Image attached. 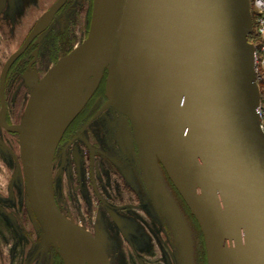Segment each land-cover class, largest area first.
<instances>
[{
    "label": "water",
    "instance_id": "1",
    "mask_svg": "<svg viewBox=\"0 0 264 264\" xmlns=\"http://www.w3.org/2000/svg\"><path fill=\"white\" fill-rule=\"evenodd\" d=\"M250 31L249 0H93L84 41L34 84L20 122L7 127L18 134L28 205L49 243L64 238L78 264H110L99 241L59 211L51 188L55 146L77 112L54 145L46 122L62 86L101 64L179 264H193L192 241L160 166L197 222L207 264H264V135Z\"/></svg>",
    "mask_w": 264,
    "mask_h": 264
},
{
    "label": "flooded vegetation",
    "instance_id": "2",
    "mask_svg": "<svg viewBox=\"0 0 264 264\" xmlns=\"http://www.w3.org/2000/svg\"><path fill=\"white\" fill-rule=\"evenodd\" d=\"M44 4L46 6L39 10V6ZM56 4V9L50 12ZM92 6L93 0H13V4L10 0H0V149L8 156L10 169L15 167L20 172L25 195L18 134L7 127L20 122L34 84L60 58L84 41ZM70 9L83 15V20L78 18L76 21L78 26L83 23L85 35L82 40L76 38V30L72 28L74 23L70 24L64 18V13ZM38 23H41V28L35 30ZM104 82L105 78H101L100 87L68 124L57 143L50 172L53 196L59 211L92 236L95 237V234L86 224L91 221L97 226L102 223V218L109 222L112 229L120 231V236L126 241L123 254L127 264H139L140 261H144L141 264H147V261L151 264L155 252L151 250L149 255L144 254L138 250L136 242L126 238L128 219H139L144 215V201H148L151 195L148 196L149 189L135 137L132 142L123 144V136L117 131L119 118L116 116L127 118V121L130 119L111 104L107 107ZM3 164L0 161V169ZM160 170L171 196L172 193L176 195L182 207H186L162 166ZM153 206L151 210L157 231L164 234L162 245L157 244L160 252L155 258L157 262L170 258L169 261L176 264L178 257L170 228L154 202ZM66 207L85 213V222L67 216ZM28 209L29 216L35 219V229L42 230L30 207ZM55 250L59 255L56 247ZM107 257L112 264L108 254Z\"/></svg>",
    "mask_w": 264,
    "mask_h": 264
},
{
    "label": "rangeland",
    "instance_id": "3",
    "mask_svg": "<svg viewBox=\"0 0 264 264\" xmlns=\"http://www.w3.org/2000/svg\"><path fill=\"white\" fill-rule=\"evenodd\" d=\"M11 3L13 4V0H10V4ZM45 6V4L39 6V10H42ZM64 18L66 20L68 19L70 24L74 23L72 28L76 30V38L82 40L85 35L83 32V23L78 26L76 21L78 18L83 20V15H78L74 9H70L64 13ZM106 76L107 68L104 70L103 75L100 76L97 88L100 87L101 78H105L104 83L106 85ZM107 103V107H110L109 101H107ZM116 118H119L118 124L116 123V125L118 133H121L123 136V139H121L122 143L124 144L127 141L132 142L134 136V132L132 131L133 127L131 128V124H127V122L130 121H127V118L125 119L121 116H116ZM93 129L96 132L98 131L95 128ZM7 158L8 156L6 153L0 149V161L4 163L2 165L4 167L0 169V264H55L57 262L56 257L59 258V255L55 250V246L47 241L42 230H37L38 232L29 235L26 233V231L32 230L35 219L32 216L30 218L28 216L29 207L20 172H18V169L15 167L13 169L12 163H10L12 167L10 169ZM170 191L171 193L173 192L171 188ZM148 196H150L149 192ZM172 198L188 227L192 241L193 264H207L204 243L197 222L185 203L186 207H182L181 202L173 193ZM152 206L153 202L150 196L148 201L147 199L144 201V215H142V217L140 216L139 219H128L127 224L129 226V232H127L126 238L136 242L138 250L144 254L149 255L151 250L155 252L153 256L154 260L151 261V264H173L172 261H169L170 258L166 260L162 259L160 262H157L156 258H158L160 252V248L158 249L159 246L157 244L159 243V245H162L161 240L164 238V234L163 232L158 233L157 231V223L155 222L154 214L151 210ZM25 208L28 209V212L24 214ZM183 208H186V210ZM64 211L71 219L85 222V213L74 212L68 207H66ZM101 222L102 223L97 226H94L91 221H88L86 227L91 229L95 234V238L100 242L102 247L105 248L112 264H127L128 262L123 254V244L126 241L125 238L123 239L120 236L122 233L118 230H114V228L112 229L109 222L105 221L103 218ZM141 262L142 261H140L139 264H141ZM177 262L178 260L176 259V264ZM142 263H144V261ZM149 263L150 262L147 261V264Z\"/></svg>",
    "mask_w": 264,
    "mask_h": 264
},
{
    "label": "bare ground",
    "instance_id": "4",
    "mask_svg": "<svg viewBox=\"0 0 264 264\" xmlns=\"http://www.w3.org/2000/svg\"><path fill=\"white\" fill-rule=\"evenodd\" d=\"M105 67L106 66L103 67V65L100 64L86 72L76 75L56 93L54 102L48 107L46 113V122L51 135L52 145H54L58 135L68 119L72 116L73 112L76 110V114H78L92 93L97 89L99 78L103 75V72L106 69ZM54 240L55 247L60 255L61 264H78L76 256L69 243L64 238L57 235L54 236ZM102 248L106 252L105 248ZM86 264H89L88 260H86Z\"/></svg>",
    "mask_w": 264,
    "mask_h": 264
},
{
    "label": "built area",
    "instance_id": "5",
    "mask_svg": "<svg viewBox=\"0 0 264 264\" xmlns=\"http://www.w3.org/2000/svg\"><path fill=\"white\" fill-rule=\"evenodd\" d=\"M251 15L252 65L257 93L256 112L264 135V0H249Z\"/></svg>",
    "mask_w": 264,
    "mask_h": 264
},
{
    "label": "trees",
    "instance_id": "6",
    "mask_svg": "<svg viewBox=\"0 0 264 264\" xmlns=\"http://www.w3.org/2000/svg\"><path fill=\"white\" fill-rule=\"evenodd\" d=\"M248 39H249V41H252V39H251V35H248ZM27 212V209L25 208V210H24V214ZM30 214H28V216H29ZM32 215V214H31ZM31 216H29V218H30ZM29 226V225H28ZM28 229V228H27ZM39 231V230H38ZM36 229H35V227H34V225H32V230L30 229L29 231H26V233H27V235H29V234H32V233H35V232H38ZM56 263L55 264H60V257L58 258V257H56Z\"/></svg>",
    "mask_w": 264,
    "mask_h": 264
}]
</instances>
